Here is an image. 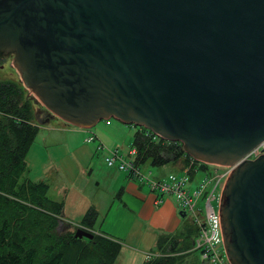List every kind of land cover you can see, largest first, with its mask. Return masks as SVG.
Listing matches in <instances>:
<instances>
[{
  "label": "water",
  "instance_id": "water-1",
  "mask_svg": "<svg viewBox=\"0 0 264 264\" xmlns=\"http://www.w3.org/2000/svg\"><path fill=\"white\" fill-rule=\"evenodd\" d=\"M0 52L41 124L112 118L235 164L218 204L226 258L264 264V149L240 162L264 140V0H0Z\"/></svg>",
  "mask_w": 264,
  "mask_h": 264
},
{
  "label": "trees",
  "instance_id": "trees-1",
  "mask_svg": "<svg viewBox=\"0 0 264 264\" xmlns=\"http://www.w3.org/2000/svg\"><path fill=\"white\" fill-rule=\"evenodd\" d=\"M33 115L32 102L21 86L0 82V264H114L119 245L94 232L93 209L77 223V228L94 232L91 239L77 240L71 233L59 236L62 202L48 197L43 181L29 180L24 160L38 130L31 124ZM139 130L131 142L137 165L180 161L183 168L191 160L179 143L163 147V140L150 141ZM199 170L203 175L205 169ZM194 175L191 170L193 180ZM181 223L179 232L158 240L156 249L162 255L143 264H176L178 256L173 254L191 248L196 229L185 218Z\"/></svg>",
  "mask_w": 264,
  "mask_h": 264
},
{
  "label": "crops",
  "instance_id": "crops-1",
  "mask_svg": "<svg viewBox=\"0 0 264 264\" xmlns=\"http://www.w3.org/2000/svg\"><path fill=\"white\" fill-rule=\"evenodd\" d=\"M103 125L109 127L111 123ZM53 126L43 128L45 136L39 143L33 141L26 151L24 160L29 180L42 181L44 175L54 170L68 173L70 184L76 178L87 184L85 172L88 170L89 175L93 174L96 170L95 158L102 157V153L95 151L96 142H83L88 134L85 128L64 124ZM91 131L103 146H113L110 149L119 148V152L126 153L131 148L132 139L126 151L122 152L119 146H115L120 128L113 130L112 135L104 138L105 141L96 130ZM122 143L124 141H121V145ZM112 170L113 172L102 173L108 198L98 222L96 215L93 230L119 245L114 264H143L149 257L157 254L159 239L180 231L182 217L172 198L152 194L145 187L128 180L115 168ZM156 176L161 178V173H156ZM61 188L63 187L60 190ZM74 190L75 187L72 186V191ZM97 204L99 205L98 202Z\"/></svg>",
  "mask_w": 264,
  "mask_h": 264
},
{
  "label": "built area",
  "instance_id": "built-area-1",
  "mask_svg": "<svg viewBox=\"0 0 264 264\" xmlns=\"http://www.w3.org/2000/svg\"><path fill=\"white\" fill-rule=\"evenodd\" d=\"M105 124H109L108 121H105ZM140 129L150 141L158 139L149 130ZM94 141H97L95 151L102 153L103 162L107 167L115 168L123 173L128 180L145 187L152 194L170 197L174 200L178 211L184 214L183 217L187 215L196 229L192 241V250L198 253L203 264H228L221 236L218 204L223 183L235 164L220 166L202 163L190 158L191 160L185 167L181 168L180 173H169L160 179H152L150 171L143 170L141 166L136 164V151L133 147L123 154L116 148L108 150L93 134H87L83 139L84 143ZM262 149H264V140L246 153L240 162L255 159L263 154V151H260ZM200 166L205 169L203 175L196 180L191 179L190 171L194 167ZM216 191L218 192V204L215 210L211 206V201L214 199ZM157 202L159 203L160 199Z\"/></svg>",
  "mask_w": 264,
  "mask_h": 264
},
{
  "label": "rangeland",
  "instance_id": "rangeland-1",
  "mask_svg": "<svg viewBox=\"0 0 264 264\" xmlns=\"http://www.w3.org/2000/svg\"><path fill=\"white\" fill-rule=\"evenodd\" d=\"M4 56L5 55L1 54L0 52V57L4 58ZM0 63H1L0 82L8 81L20 85L24 91L25 96L27 97L29 90L25 89L20 83L19 75L12 66L11 56H9L5 61H2ZM30 101L32 102V109L34 110V103L31 99ZM43 110L46 111L44 106H43ZM105 121H108V123H111V125L109 127H105L103 125ZM31 124L36 126V128L38 129L36 137L34 139V143L35 142L39 143L40 140H42L43 136H45V131H43L44 130L43 128H47V127L52 128L54 127L53 125L55 124H63V123H61L58 119H52L46 123L41 124V122L36 117L34 118L33 115V120L31 121ZM119 128H120L119 137L116 138L117 141L115 146H119L121 151L123 152L126 151V149L128 148L127 146L130 145L132 136L139 131L140 129L139 127L134 125H125L117 120L109 118L107 120H101L97 122L96 125H94L90 129H87V131L88 134H93L91 130L93 131L96 130V132L99 133V135H101L102 139L104 140V138L107 139L108 135H112L111 132H114L113 130H119ZM112 140L109 141L111 142ZM121 141H124V143H122L123 145H121ZM170 144L172 143L165 142L163 144V147L174 146L173 144L172 145ZM105 147L108 150H111L110 148H112L113 146H109V147L105 146ZM95 167L96 170L93 171L94 172L93 174L89 175L88 170L84 174L87 177V184H84L81 180L77 178L74 180L73 184H70L69 183L71 181L70 175L68 173H65L64 171L55 172L54 170H51L46 175H44V177L41 178L42 181L48 186L49 189L47 193L48 197L52 200L62 202V215L64 217L60 219L61 226L59 227V236H63L65 234H70V233L73 234L74 231L76 230L75 228L78 227L76 223L80 221L81 217L88 209H93L96 212L97 215L96 222L100 220V216L103 213L102 210H104L106 199L108 198L107 187L103 182L102 173L103 171L113 172L112 169L114 168L106 167L102 157H99V159L95 158ZM181 168H182V164L180 161H177L175 163L168 162L157 167L150 166L148 164L143 166V170L150 171L152 179H160L158 178V176H156V173H161V178H162V176L164 177L169 173L171 174L179 173L182 170ZM192 172H195L193 178L195 180L198 179L201 173L199 167H194L192 169ZM72 186L75 187L74 191H72ZM60 187L63 188H61L60 190ZM217 199H218V192L216 191L214 193V199L211 201V206L215 210L217 209V204H218ZM97 202L99 203V205L97 204ZM182 218H185L190 222L187 215H185V217ZM91 232L92 231H90L89 233ZM159 255H162L160 253V250H158L157 254L154 257ZM173 256H178L177 257L178 259L176 260V264H203L198 253L192 250V246L191 248L189 247V249L185 251H178L174 253Z\"/></svg>",
  "mask_w": 264,
  "mask_h": 264
},
{
  "label": "flooded vegetation",
  "instance_id": "flooded-vegetation-1",
  "mask_svg": "<svg viewBox=\"0 0 264 264\" xmlns=\"http://www.w3.org/2000/svg\"><path fill=\"white\" fill-rule=\"evenodd\" d=\"M4 55H5L4 58L3 57H0V62L5 61L10 56L9 54H4ZM0 67H1V63H0Z\"/></svg>",
  "mask_w": 264,
  "mask_h": 264
}]
</instances>
